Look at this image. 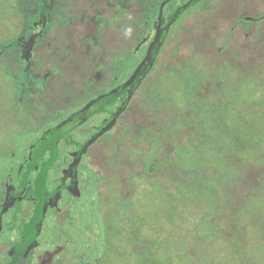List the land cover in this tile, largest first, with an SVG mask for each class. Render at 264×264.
I'll return each instance as SVG.
<instances>
[{
    "label": "flooded vegetation",
    "instance_id": "1",
    "mask_svg": "<svg viewBox=\"0 0 264 264\" xmlns=\"http://www.w3.org/2000/svg\"><path fill=\"white\" fill-rule=\"evenodd\" d=\"M210 3L2 0L0 21L9 26L0 29L5 46L0 50V65L5 70L0 73L8 79L0 87L4 105L0 107V264H67L71 257L75 263L69 264H99L94 254L92 262L85 263L88 252L81 244L72 245L75 222L85 216L93 220L107 217L109 205L112 210L119 199L143 190H138V181L147 179L136 178L135 186L129 180L132 173L142 176L147 169H137L129 160L121 163V151L110 150L111 155H106L109 175H104L96 145L115 132L130 135L127 126L133 103L137 101L141 109L148 91L156 92L157 75L180 73L181 68L193 73L220 68L226 80L232 76L212 48H198L188 36L194 28L191 9L199 4L206 10ZM239 20L242 28H254L253 35L258 31V18L245 15ZM250 26L239 29L247 35ZM193 44L195 48L190 47ZM184 46L189 50L182 65L167 63L161 69L166 51L174 57ZM214 63L217 68L211 69ZM250 75L258 89L257 75ZM78 76L82 82L75 91ZM241 81L236 80V90L242 88ZM261 87L255 96L264 98ZM199 89L193 92V103L206 104L203 98L208 96L213 100L209 104L220 107L226 98L220 82L207 81L204 91ZM19 105L26 111L22 122L17 115ZM143 117L140 131L156 127L153 112ZM17 126L29 130L23 132L24 142L16 138ZM116 158L121 164L111 165ZM108 179L116 182L111 196L100 191ZM128 217L120 215L119 221L130 232Z\"/></svg>",
    "mask_w": 264,
    "mask_h": 264
},
{
    "label": "rangeland",
    "instance_id": "2",
    "mask_svg": "<svg viewBox=\"0 0 264 264\" xmlns=\"http://www.w3.org/2000/svg\"><path fill=\"white\" fill-rule=\"evenodd\" d=\"M1 2L2 0H0V9H2ZM200 7L201 6H199V4H196L195 7L191 9V11L194 13V18L192 20L194 28L192 29L191 34H188V36H190L193 41H195V44H197L198 48L201 46L207 50L212 48V51L215 52L214 57L218 58L223 64H221L222 68H226L228 71L232 70V76L228 77L226 80L225 72L221 71L220 68H218L216 71H207L205 69H201L197 73H193L188 69L181 68L180 73L171 71L164 72L160 75H157V71L154 74V76L157 75L156 92L152 93V89L148 91L147 101L143 103L144 105L141 109L137 101L133 103L132 119H130V124L127 126V129H131V132L138 133L139 125L141 123H145V118L143 117L144 113L149 115V113L153 112L152 122L155 123L156 126L159 124L162 128V125L165 123L169 124L168 127L162 128L163 133H176V128L173 125H170L173 121L168 123L169 118L173 116L174 108H184L183 102H185L188 92H198L200 91V87L201 91H204L207 81L214 80L220 82L223 85V93L225 92L226 98L222 99L219 108L216 109L213 107L211 110L221 111L223 126L216 127L218 128V135L212 134V136H207L202 140L196 138L194 139V144L197 145V150L194 154L195 167L198 170H203L204 165L200 163L201 158L204 160L209 159L210 162L215 163L219 161L220 156L224 158L225 154L227 153V146H221V144L215 139L216 136H219L220 138L221 134L226 132L227 127H224V124L232 125L231 131L234 133V136L235 134H238L239 140H241L243 143L248 142L247 139H249L251 136H254L256 130L257 136L255 139L259 143L262 141L261 139L264 135V121L259 122L254 121L252 118L249 119L247 114L248 112L255 114V106L258 113L257 115L261 116L260 113L264 115V109H261V106L263 105L262 98L258 96L255 100H253L257 92L261 91V86L264 85V0H211L208 9L203 10L200 9ZM245 15H249L250 18L254 20L258 18L255 27L259 26V32L256 31V33L253 35L252 31L254 28L250 25H247L250 26L247 35L242 33V31L239 29L242 28L239 19L241 16ZM1 26H9V23L4 24V20H1L0 29ZM246 27L242 29H246ZM181 34L183 35L184 33L181 32ZM190 47L195 48L194 44ZM4 48V44L1 45L0 41V50ZM170 48L171 46L169 49ZM8 49H11V47H8ZM188 50V47L184 46L181 49L179 55L174 57H169V51H166L164 55V63L161 69H163L164 65L167 63L171 66L179 65L185 57V54H188ZM195 55H199V52L196 49ZM206 55L207 54L204 55L205 58H207ZM181 65L182 64H180V66ZM216 68V64H212L211 69ZM2 70H5V68L0 65V71ZM250 74L257 75L256 86L258 89H255V81ZM4 77L5 74L1 72L0 87L7 84L6 81L8 79ZM182 77L185 78L182 80ZM240 79H242V88L240 90H236V80ZM80 82L82 81L78 76L77 82L74 86L75 91H77ZM158 93H160L159 96ZM193 98H195V96ZM203 99L205 102L210 101L213 103V100L208 96L204 97ZM3 106L4 105H1L0 102V107ZM19 106L20 111L17 115L20 116L19 119L22 122L24 119H26V115L23 114V111L25 113L26 111L22 109L21 105ZM144 107L147 110H152V112L150 110L147 111ZM205 109L206 108H203L202 105L195 107L200 119L203 120L207 116V121L212 127L215 125V122L209 116V114L207 115ZM1 112L2 110L0 113ZM239 115H242V117ZM245 115L249 121L247 125L244 124ZM28 122L29 121L27 120L25 125H27ZM131 124L132 126L130 127ZM234 125H238L240 127V132L237 133ZM17 127V132L20 133L17 134L18 136L16 135V138L17 140L19 138V141L24 142L25 137L23 132L28 129L21 130L20 126ZM119 127H117V131H119ZM197 127H199V125ZM199 128L201 130L203 129L202 126ZM203 130L208 131L207 128H204ZM147 133L152 136L154 141L156 140L157 142L160 141V136L162 137V133L160 131H154L150 128H147ZM183 134L182 132L176 134L178 141L184 140ZM133 135V133H130V135L123 136L122 134L115 132L110 139L104 142L100 141L99 145H96L95 149L98 151L99 155V168L104 175H109V164L106 163V155H111L109 153L110 150L121 151V163L129 160L130 164L133 167H137V169H140L142 165H147V162L154 159L156 155L161 156L164 151H170L171 154L174 155L169 157V160L165 162L168 168H172L177 164L180 166L179 161L181 162V169H183L182 164L184 162L188 168L191 167V164L188 162V160L182 162L181 160H178L177 157H175L181 155V152L178 150L176 142L174 145H172L174 148L173 151L170 143L171 137H168L169 142L166 149L162 147L160 149L158 148L156 151L152 144L149 143L147 137L145 138V136H141V138H135ZM224 138L227 139V141L233 139L228 133L227 135L224 134ZM146 149H148L149 154L145 156L143 153ZM215 149H220V153H213L212 150ZM248 152L249 153L241 150L238 151L237 154L240 156V158H246L250 155V157L247 158L249 159L250 164L252 166H257L258 161L254 157L252 151ZM141 161H143V163H141ZM259 164H261L260 160ZM222 170L226 171L227 169L222 168ZM247 173H251L248 174L246 182L247 185L255 184L253 179L254 172L250 169ZM146 181L143 183L138 181L137 187L138 190L140 187L143 188V190L139 191V196L137 195L136 199L138 200V205H140L141 208V211L139 210V212L143 216V222H147V225L145 226L144 230L140 231V234L143 240L144 237L146 238L152 236V238H154L155 236H159L160 248L157 253H159L160 258H162V256L164 257L161 260V264H179L181 256L184 261L180 264H230L231 262H235L237 260L234 254H230V252L227 253L223 250V248H226L227 251L232 250L222 245L224 244L223 242L225 240L228 242L227 244L231 246L230 242H232L233 238L236 239V236L234 235L233 231L227 230V233L230 234L228 235L221 230V228L224 227L226 223L222 218H219V215H217L213 204L207 201L204 195L197 194V189L195 186L188 187L184 184L177 183L173 191L166 185L157 186L154 183L151 185H144ZM115 190L116 182H112L110 179L107 180V183L105 181V184L101 185L100 187L101 193L103 192L107 196L114 194ZM171 191L173 193H171ZM244 191H246V189L240 190L241 194L244 193ZM217 192L222 198L221 202L217 203V205L221 208L220 210L223 211L224 209L222 207V203L225 198V193L222 191V187H216L214 193L216 194ZM213 200L216 202L215 197ZM110 208L111 207L109 205L108 210ZM121 210L123 213H126L127 216L133 212L132 209L128 210L124 207L121 208ZM205 212H209L215 216V220L209 221V223L204 222L203 219ZM219 214L223 216L221 212H219ZM115 216V212L113 211L108 219L114 220L113 218H115ZM84 225L85 224H78L80 228H77L76 230L75 241L78 244H84V246L86 244L89 246V241L86 242L85 238L87 234L80 231L84 230ZM120 225L122 226V234L129 235V232L126 231V228H123L124 225L122 221L120 222ZM251 227V225L248 226V223L243 225L244 230H247L245 237V241L248 246L245 252L249 256L247 263L258 260V264H264V245L259 244L257 240L259 239L261 243V237L263 234L259 231V229ZM122 234L117 233L116 228H113L112 230L109 229L106 233L107 242L103 243L105 247L104 251L106 252L104 253L98 248L100 247L98 243H96L97 247L93 248L95 249L94 252H90L89 249L86 248L88 250L87 252L89 258L85 263L92 262V254H94L101 256L100 259L104 260L103 264H131L130 261L132 264H140L137 256L135 255L134 257L131 255L129 256L130 261L126 259L125 256H119V252H124L126 246L124 239H121ZM129 236H131V234ZM217 236L219 238H217ZM214 238L219 241H216L215 243L211 242L215 240ZM155 241L156 239L153 240V242ZM200 241H203L204 244H201ZM155 245L156 244L154 243L153 249L156 248ZM145 246L146 244L143 247ZM260 246H262V248L258 249ZM187 249H190L191 252ZM203 251H206L207 253H204ZM187 252H189V254H187ZM190 257L191 260H189ZM228 257L231 258V262L228 261ZM69 263H75V258H69L67 260V264Z\"/></svg>",
    "mask_w": 264,
    "mask_h": 264
},
{
    "label": "trees",
    "instance_id": "3",
    "mask_svg": "<svg viewBox=\"0 0 264 264\" xmlns=\"http://www.w3.org/2000/svg\"><path fill=\"white\" fill-rule=\"evenodd\" d=\"M185 77H182V80ZM160 93H158L159 96ZM193 92L190 91L187 94V97L185 99L184 108L175 107L173 111V116L169 118L168 123H172L170 125H173L176 128V133L169 134L170 132H164L162 131V128L168 127L169 124L165 123L162 125V128L159 126H156L154 128H151L154 131H160L162 133V137L160 136V141H154L152 139V136L147 133L146 131H140V125L138 128V133H133L135 138H141V136L147 137L149 143L152 144V146L157 151L158 148L164 147L166 149L167 144L169 142L168 137H171V147L174 145V143H177V148L180 150L181 155L175 156L178 158V160H181L182 162L188 160V162L191 164V167L188 168V166L185 165V162L182 164L181 169V162L180 166L174 165L172 168H168L166 161L169 160V157L174 156L173 154L168 153L167 151H164L161 156L156 155L154 159L149 160L147 162V165H142L146 167L147 173H143L142 176H138L135 173L131 174L130 182L131 185L134 184L135 186V179L138 177H143L147 179V184H155L157 186H168L169 189L174 191L175 185L177 183L184 184L188 187L195 186L197 189L198 195H204L206 197V200L209 201L211 204H213L214 208L216 209L217 215H219V218H222L226 225L221 228L223 232L227 233V230L233 231L234 235L236 236V239L233 238L232 242H230L229 246L227 241L224 240L225 247H228L232 251H227L226 248H223L224 251L227 253L230 252V254H234L237 258L235 262H231V258L228 257V261L231 262L230 264L234 263H241L246 264L248 261L249 256L246 254V249L248 248L245 237L247 234V230L245 231L243 228V225L248 223V226H252L251 228L255 227L256 229H259V231L263 234L261 237V243L258 240V243L261 245H264V135L262 136V141L260 143L255 139L257 136V130L254 136H251L249 139H247L248 142L243 143L241 140H239V135L235 134L231 131V126L229 124H224V127H227L226 132L232 136L233 139L230 141H227V139L224 138V134L227 135V133H222L220 138L219 136H216V140L221 144V146H227V153L225 154V157L222 158V156L219 157V161L212 163L209 161V159L204 160L200 159V163L204 165L203 170H198L195 167V151L197 150V145L194 144V139L202 140L203 138L207 136L218 135V128L223 126V120L221 111H213V107L216 109L219 108V106L214 104H209L208 102L206 104L200 102L197 100V102L193 103L192 98ZM157 96V98H158ZM257 96L254 97L253 100H255ZM262 98V97H261ZM159 99V98H158ZM160 101V99H159ZM263 105L261 106V109H264V98H262ZM159 103V102H158ZM159 105V104H158ZM198 105H202V107L206 108L205 112L207 115L214 120L215 125L211 127L210 123L207 121V116L205 119L201 120L198 113L195 110V107ZM193 106V107H192ZM202 110V109H201ZM255 114H251L248 112L247 116L249 119H253L254 121H264V115L262 113L261 116H258L257 109L254 106ZM242 117V115H239ZM247 116H244L245 122L244 124L247 125L249 123ZM200 121V122H199ZM199 122V123H198ZM199 125L202 126V128H207L208 131L201 130ZM235 126V125H234ZM113 127V126H112ZM237 133L240 132V127L238 125L235 126ZM109 129V128H108ZM106 129L105 131H107ZM116 130V129H115ZM104 131V132H105ZM224 131V130H222ZM104 132L99 134L101 136ZM184 132L183 134V141L179 140L176 136L177 133ZM238 135V137H237ZM124 138V137H123ZM168 139V140H167ZM250 142V143H249ZM114 148V147H113ZM223 148V147H222ZM173 151L174 148L172 147ZM244 150L245 152L249 153L248 151H252L254 157L257 159L258 164L257 166H252L249 162L248 157L246 158H240V156L237 154L238 151ZM213 153H220V149L212 150ZM148 149H146L143 153V155H148ZM113 163L111 165L118 166L121 163H116L117 158L114 159ZM259 160L260 163L259 164ZM143 163V161H141ZM222 168H226V171H223ZM254 172L253 179L255 181V184L247 185V173L248 170ZM145 176V177H144ZM229 179V180H228ZM253 182V181H251ZM242 185V186H240ZM244 186V187H243ZM216 187H222V191L225 193V198L222 203L223 211H221L220 207H218L217 203L221 202L222 198L220 197L219 193L216 194L215 189ZM224 188V190H223ZM244 193L241 194L240 190H245ZM221 191V190H219ZM207 192V195H206ZM139 191L132 192L130 196L123 197L118 200V202L114 203L113 209L107 211V217L98 216L96 220H93V217L89 216L87 218L86 216L83 217L81 220H78L74 224V234H73V246H77L78 243L75 241V235L77 228H80L78 224H85V234L86 235V242L89 241V246L85 244H81V247L84 249V251H88L86 248L89 249L90 252H94L97 247V244H99L100 247H98L102 252L104 251V245L103 243L107 242L106 239V233L109 229L116 228L117 233L122 234L121 231V225H120V215L128 217L126 213H123L121 208H126L128 210L132 209V214L129 215L131 217L130 220V232L129 236L128 234H122V238L126 242V245H128L129 248L125 247L124 252H119L120 255H125L129 257L130 255L134 257L137 256L138 261L140 264H161L162 258H160L158 250H159V236H155L152 238V236L144 237V240L141 238L140 231L143 229V225H147V222H143V216L140 214L139 210L141 211L140 205L138 200L136 199V196L138 195ZM171 193H173L171 191ZM202 193V194H201ZM139 196V195H138ZM214 197L216 199V202H214ZM213 201V202H212ZM226 206V210H225ZM220 210V211H217ZM115 212V218L114 220L108 219L110 214L112 212ZM221 212V214H219ZM128 217V218H129ZM211 213L205 212L204 214V222H208L215 220ZM214 218V219H213ZM217 218V217H216ZM125 222V220H124ZM215 222V221H214ZM149 225V223H148ZM124 235V236H123ZM230 235V234H228ZM167 237V236H166ZM168 238V237H167ZM217 238H219L217 236ZM153 242V240H155ZM215 239V238H214ZM219 240H213L211 242L215 243ZM156 244L153 249V244ZM194 243V241H193ZM201 244H204L203 241H200ZM146 244L145 247H143ZM80 245V244H79ZM259 246V245H258ZM262 248V246L258 247ZM190 251V249H187ZM191 252V251H190ZM204 253H207L206 251H203ZM162 253V252H161ZM189 254V252H187ZM99 257V264H103L102 259ZM168 257V256H167ZM170 257V256H169ZM93 260V257H92ZM191 260V257L189 258ZM188 260V261H189ZM221 260V259H219ZM184 259L182 256L180 257V263H183ZM247 264H258V260L253 262L250 261Z\"/></svg>",
    "mask_w": 264,
    "mask_h": 264
},
{
    "label": "water",
    "instance_id": "4",
    "mask_svg": "<svg viewBox=\"0 0 264 264\" xmlns=\"http://www.w3.org/2000/svg\"><path fill=\"white\" fill-rule=\"evenodd\" d=\"M101 133H102V132H101ZM101 133H100V134H101ZM97 136H99V134H98Z\"/></svg>",
    "mask_w": 264,
    "mask_h": 264
}]
</instances>
